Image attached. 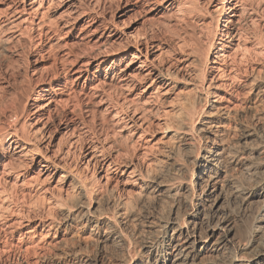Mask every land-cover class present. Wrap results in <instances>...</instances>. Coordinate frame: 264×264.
<instances>
[{"label": "rangeland", "instance_id": "obj_1", "mask_svg": "<svg viewBox=\"0 0 264 264\" xmlns=\"http://www.w3.org/2000/svg\"><path fill=\"white\" fill-rule=\"evenodd\" d=\"M163 1L0 0V264H37L59 247L95 251L94 240L75 229L42 225L60 217L57 196L69 189L57 182L60 172L42 170L41 157L76 173L91 203L101 204L110 189L131 198L140 185L132 169L143 168L166 140L159 124L192 84L211 81L224 99L234 88L239 109L250 99L246 80L258 70L264 75V0H189L187 12L200 19L189 35L170 17L183 4ZM225 18L229 30L221 39ZM144 41L153 46L146 56L133 47ZM186 55L199 62H185ZM134 58L178 67L177 84H152L130 64ZM196 66L204 82L192 74ZM237 70L245 86H237ZM15 115L20 134L37 137L31 140L39 154L11 144ZM111 161L122 165L115 170Z\"/></svg>", "mask_w": 264, "mask_h": 264}, {"label": "bare ground", "instance_id": "obj_2", "mask_svg": "<svg viewBox=\"0 0 264 264\" xmlns=\"http://www.w3.org/2000/svg\"><path fill=\"white\" fill-rule=\"evenodd\" d=\"M175 1L183 5L175 7L170 17L176 16L175 20L181 22L180 31L189 35L200 19L193 11L187 12L189 0ZM236 10L235 4L230 13ZM223 27L221 39L229 30L226 18ZM213 46L211 42V51ZM133 47L138 54L142 47L145 56L153 48L145 41ZM218 51L214 59L219 57ZM189 61L192 64L196 60L186 55L185 62ZM204 61L205 70L209 60ZM137 63V70L152 84H177L178 67H164L146 58H134L130 64ZM200 69L202 66H196L191 72L204 82ZM259 74L255 71L246 80L250 99L240 109L237 99H231L234 88L226 91L229 98L224 99L214 91L211 81L200 88L191 83V93L183 100L178 96L159 124L162 139L166 140L146 156L143 168L132 169L140 185L131 198L115 196L110 189L101 204L91 203V191L76 173L41 157V163H45L42 170L52 167L60 172L57 182L69 189L65 196H57L60 217L42 225L54 232L75 229L94 240L95 251L88 252L85 246L59 247L54 255L37 259L36 263L264 264V109L259 106L264 101V75ZM235 76L237 86L244 82L239 70ZM160 88L157 86L155 93ZM13 117L8 133L11 144L25 154H39L38 143L32 142L31 135L20 134L18 116ZM111 162L115 170L122 165Z\"/></svg>", "mask_w": 264, "mask_h": 264}]
</instances>
